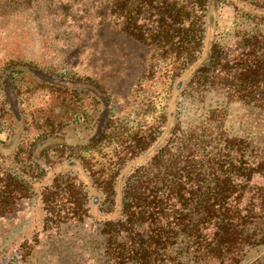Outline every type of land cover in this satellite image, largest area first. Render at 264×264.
I'll return each instance as SVG.
<instances>
[{
  "label": "rangeland",
  "instance_id": "374dc122",
  "mask_svg": "<svg viewBox=\"0 0 264 264\" xmlns=\"http://www.w3.org/2000/svg\"><path fill=\"white\" fill-rule=\"evenodd\" d=\"M250 1L264 5V0ZM155 17L138 0H0V173L12 168L24 179L41 181L33 196L0 217V252L7 249L12 264H114L97 218L82 214L67 188L68 174L62 171L53 181L42 172L73 156L102 181L115 167L113 154L123 157L122 148L134 134L157 124L169 93L172 51L142 41L157 35ZM213 22V39L227 68L264 37V22L238 16L228 3L216 5ZM23 63L39 72L100 81L105 116V110L98 115L90 87L81 88L85 98H64L63 111L58 110V98L41 87L39 72L10 70ZM224 74L229 82V69ZM227 88L214 79L207 90L187 89L176 111L180 129L203 126L208 119L211 132L217 124L226 135L264 144V122L242 103L248 98ZM52 108L56 121L60 115L65 119L56 137L47 139ZM262 262L264 249L249 253L243 264Z\"/></svg>",
  "mask_w": 264,
  "mask_h": 264
},
{
  "label": "trees",
  "instance_id": "16d2710c",
  "mask_svg": "<svg viewBox=\"0 0 264 264\" xmlns=\"http://www.w3.org/2000/svg\"><path fill=\"white\" fill-rule=\"evenodd\" d=\"M138 1L156 16L157 35L142 36V41L172 51L169 93L159 121L147 133L134 134L122 148L123 157L119 151L113 154L115 167L102 181L73 156L42 175L56 181L60 172L68 174L67 188L82 214L97 218L114 264H243L249 253L264 249V144L226 135L217 124L211 132L208 119L203 126L182 130L176 111L187 89L207 90L216 79L219 87L248 98L242 103L264 122V37L228 68L213 39L217 4L228 3L238 16L257 22H264V5L250 0ZM15 66L10 69L14 74L39 72L27 63ZM38 74L41 87L56 94L58 110L64 98H85L81 88L90 87L101 109L98 115L105 110V116L100 81ZM53 110L48 112L47 139L56 137L64 118L56 121ZM27 179L12 168L0 173V217L38 190L41 181ZM6 250L0 252V264H12Z\"/></svg>",
  "mask_w": 264,
  "mask_h": 264
}]
</instances>
